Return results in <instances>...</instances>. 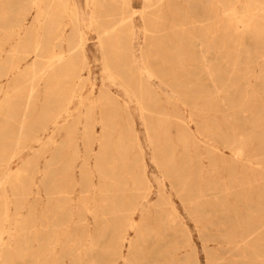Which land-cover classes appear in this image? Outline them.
Here are the masks:
<instances>
[{
	"label": "rangeland",
	"instance_id": "obj_1",
	"mask_svg": "<svg viewBox=\"0 0 264 264\" xmlns=\"http://www.w3.org/2000/svg\"><path fill=\"white\" fill-rule=\"evenodd\" d=\"M63 3L95 23L46 82L7 23L29 0H0V264H264V0ZM171 162L211 185L181 198Z\"/></svg>",
	"mask_w": 264,
	"mask_h": 264
},
{
	"label": "bare ground",
	"instance_id": "obj_2",
	"mask_svg": "<svg viewBox=\"0 0 264 264\" xmlns=\"http://www.w3.org/2000/svg\"><path fill=\"white\" fill-rule=\"evenodd\" d=\"M62 1V2H61ZM40 2H44V7H40ZM55 2L61 3L62 7L64 8L65 5L63 3V0H29V8H23L22 6L19 7L20 10V17L16 16H11L8 23V27L10 30H13V33L15 37L18 34V32H23V36H29L30 34L34 33V40L33 42L30 41V43H25L26 39H24L21 43L22 48H32V51L35 53L34 57H37L39 53H49V55L46 56H41L42 58H46V62L41 64L39 69L34 72L35 77H39L40 79H44V81H51L54 80L56 77H59L62 71V68H58L56 70L55 65L57 64V61H59L61 58L58 56L54 55V52L56 51V48H65L68 52L74 51L77 49H82L85 45V40L83 38V33L84 30L82 29L81 26L83 27H90L93 26L95 21L93 18L90 16L88 18V23L83 24V19L79 18L76 13L72 12L71 16H67V22L61 24L59 27L55 26L54 22V13H56L57 8ZM46 4V6H45ZM34 9V16L30 22V27H25V20H26V15L29 14V9ZM66 8V7H65ZM227 11L230 10V7H225L224 9ZM75 11V10H74ZM13 13V12H12ZM231 17H234V14H230ZM238 22H240V19H238ZM83 24V25H82ZM135 27L134 20L132 16L129 14L121 15L119 16L118 19L115 21H111L108 24L104 25L103 27H100V31L97 33V40H98V46L103 47L104 45H112V43H115L116 45L119 44V42H110L101 40L102 36H107L111 35L114 32H118L120 29H126L132 39L134 38V32L133 29ZM69 30V36L70 38L66 37L65 33L66 30ZM50 34H53L54 37L50 36ZM129 49H133L134 44L132 41H129ZM143 74L147 77L150 78L152 75L150 72H148L146 69H142ZM110 78H112L111 75H109ZM75 81L80 82L81 81V76L80 74H77L74 77ZM113 80V78H112ZM160 84L165 85V82L163 80H160ZM129 87V86H128ZM127 85L126 87H122L124 94L128 95L129 98L131 97V89L128 88ZM140 91L145 90V86L142 85L139 87ZM165 89H162V91ZM131 95H130V94ZM182 95V100L185 101L187 98ZM142 97V95H141ZM131 99V98H130ZM150 100V99H149ZM147 100V101H149ZM138 102V101H137ZM139 103V102H138ZM138 105V104H137ZM141 106V105H140ZM53 127H55L58 124V121L55 119L52 120ZM205 129V128H204ZM207 129V128H206ZM209 131V129H207ZM210 132V131H209ZM212 134L210 133V136ZM246 140V139H245ZM163 149L160 148L159 151H162ZM237 155V153H235ZM172 161V160H171ZM191 170H193L192 166ZM184 164H179L177 162H171L170 164H167L164 166V174L172 180L171 183L176 184L178 187L177 191L178 194L180 193L181 198L185 199L186 196H189L190 194L193 193H203L210 185L212 181V176L209 177H200L196 181L194 179L193 171L190 169L188 172L190 175L183 177L184 173ZM195 168L198 169L195 165ZM233 171V169H232ZM237 172L234 170L232 173ZM132 220H130V225L132 226ZM253 253V252H252Z\"/></svg>",
	"mask_w": 264,
	"mask_h": 264
}]
</instances>
